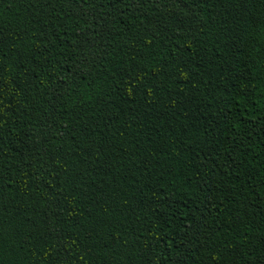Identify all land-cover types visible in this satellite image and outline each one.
Listing matches in <instances>:
<instances>
[{"label": "trees", "instance_id": "trees-1", "mask_svg": "<svg viewBox=\"0 0 264 264\" xmlns=\"http://www.w3.org/2000/svg\"><path fill=\"white\" fill-rule=\"evenodd\" d=\"M0 264H264V0H0Z\"/></svg>", "mask_w": 264, "mask_h": 264}]
</instances>
